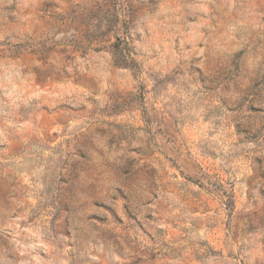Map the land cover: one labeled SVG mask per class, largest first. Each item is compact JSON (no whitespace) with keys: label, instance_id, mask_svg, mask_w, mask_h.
<instances>
[{"label":"rangeland","instance_id":"rangeland-1","mask_svg":"<svg viewBox=\"0 0 264 264\" xmlns=\"http://www.w3.org/2000/svg\"><path fill=\"white\" fill-rule=\"evenodd\" d=\"M0 264H264V0H0Z\"/></svg>","mask_w":264,"mask_h":264}]
</instances>
